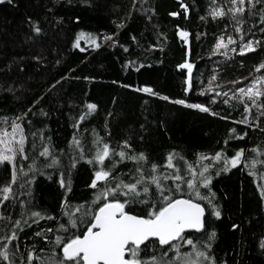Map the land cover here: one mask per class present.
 <instances>
[{
  "label": "trees",
  "instance_id": "obj_1",
  "mask_svg": "<svg viewBox=\"0 0 264 264\" xmlns=\"http://www.w3.org/2000/svg\"><path fill=\"white\" fill-rule=\"evenodd\" d=\"M184 3L188 5L187 13L176 0H13L12 4L0 5V129L10 130L11 122L22 117L18 122L27 137L25 150L30 159L21 161L18 156L17 161L27 171L31 158L36 157L37 167L45 173L34 174L31 196L27 195L26 185L19 200L29 203L34 210L56 216L60 222L65 195L72 205L90 201L94 190L88 185L93 167L83 160L75 168L69 164L75 154L71 146L73 135L82 139L85 152L90 155L94 130L112 148L128 140L137 152L147 155L149 162L157 164H163L170 152L184 156L188 162H194L200 153L214 154L225 148L224 140L233 127L237 133L248 135L243 140H229V157L239 148L246 149L247 157L252 155L249 150L253 147L264 149V131L260 130L264 128V116L260 117L259 128L253 130L234 123L243 118L242 104L235 100L224 104L226 97H216L214 92L200 94L213 76L215 91H227L232 96L255 76L264 75V69L255 71L264 62V32L260 31L264 24L259 23V15L250 18L245 13L241 41L228 16L200 19L208 16L212 0ZM216 3L227 7L226 0ZM171 12L180 15L173 19ZM29 20L40 23L41 35H35ZM121 24L124 26L118 27ZM179 29L190 33V63L195 68L190 94L186 93L185 72L178 71L188 57L177 36ZM80 33L85 34L80 38L84 51L73 46ZM229 35L236 43L229 45V50L216 49L218 39L223 36L227 41ZM105 36L113 39L106 41ZM250 39L259 40L260 44L254 45L255 51L240 55L242 43ZM125 48L128 50L124 51ZM231 48L236 51H230ZM225 51L227 55L223 54ZM129 61L131 66H127ZM145 86L159 95L134 90ZM161 96L201 103L218 115L176 105ZM88 103H95L97 110L77 130L73 124ZM256 115L253 108L252 116ZM41 137L43 144L59 157L56 168L42 167L45 161L38 155L42 150ZM108 163L106 160L105 164ZM6 168L0 169V184L9 178L10 166ZM259 170L258 165V175ZM61 171L65 178L71 176V193H65L59 185ZM132 171L133 164L128 161L120 164L114 174L123 172L127 180ZM32 176L21 174L14 188H18L20 180ZM257 183L264 180L248 175L247 169L240 167L213 178L212 191L222 210L221 219L208 220L209 230L217 232L212 247L217 264H264V249L259 247V241L264 239V204L259 199ZM0 211L18 219L20 207ZM233 225L239 227L234 229ZM56 226V221L40 222L41 228ZM36 230L33 224L20 233L21 252L25 246L31 249L35 245L38 252L44 249V255H61L59 249L36 237ZM184 250H188L187 246Z\"/></svg>",
  "mask_w": 264,
  "mask_h": 264
},
{
  "label": "snow or ice",
  "instance_id": "obj_2",
  "mask_svg": "<svg viewBox=\"0 0 264 264\" xmlns=\"http://www.w3.org/2000/svg\"><path fill=\"white\" fill-rule=\"evenodd\" d=\"M68 2L71 3V0ZM12 3L13 0H0V5ZM226 3L227 7L212 0L213 6L208 16H202L200 19L216 20L228 16L235 31L240 33L241 41L242 25L245 22L242 18L245 13L250 18L259 15V23L264 24V0H226ZM179 5L185 13L188 12V5L184 0H179ZM169 14L174 17L180 15L179 12ZM29 24L35 35L42 34L43 29L38 21L29 20ZM252 27L256 25L253 24ZM260 31L264 32V28ZM178 34L185 41L190 35L185 30H179ZM84 35L80 33L73 45L75 48H80V38ZM104 39L107 41L113 38L105 36ZM92 43H95L94 39ZM235 43L236 40L231 35L227 37V41L221 36L215 48L229 50L228 46ZM259 44V40L250 39L242 43L239 54L253 52L256 50L254 45ZM95 46L100 47L99 44ZM80 51L84 49L80 48ZM230 51L235 52L236 49L231 48ZM223 54L227 55V51ZM131 63L129 61L127 66H131ZM179 67L187 69L186 91H189L192 88L194 65L185 62ZM261 69H264V62L256 66L255 71L260 72ZM136 70L139 71V68ZM215 79L213 76L208 88L200 94L214 92L216 97L221 95L226 97L224 104H229L232 100L242 104L243 118L234 123L243 124L253 130L259 128L260 117L264 116V75L255 76L249 85L236 89L232 96H229L227 91H215L212 86V80ZM52 87H55V84ZM134 90L159 95L147 86ZM160 98L170 100L168 96ZM170 102L213 116L218 115L201 103H190L186 99H175ZM85 107L86 111L79 115L78 122L73 124L77 130L80 123L94 114L98 106L95 103H88ZM253 108L257 112L254 117ZM20 119L22 117H17L11 122V131L7 128L0 129V169L7 170L6 166H10L9 178L0 184V209H12L16 205L20 207L18 219L5 214V211H0V222H4L0 224V264H33L34 261L35 264H217L212 253L217 232L214 229L209 230L208 220L221 219L222 210L217 203L215 192L212 191L213 178L219 176L221 172L226 173L243 165L248 175L264 180V149L260 146L251 148L249 151L252 155L247 158L245 148L235 150L231 157L227 155L229 140H243L248 135L247 132L237 133L234 127L230 129V136L224 140L225 148L214 154L200 153L196 161L188 162L184 156L170 152L163 164L149 162L147 155L144 152H137L128 140H124L118 148H112L110 143L94 130L92 134L94 148L90 150V155L86 154L82 139L73 135L71 146L75 154L69 164L70 168H75L76 164L83 160L93 167V178L88 185L94 190L92 198L82 204L72 205L65 195L61 204L63 222H60L56 216L46 211L34 210L29 203L18 199L25 194L21 190L25 189L26 185L29 186L27 195L31 196L30 185L33 183L35 173L45 174L37 167L36 157L31 158L32 162L27 166V171L25 165L17 161L18 156L21 161L30 159L26 154L27 137L24 135L22 124L18 122ZM4 123H7V118ZM260 130L264 131V128ZM110 134L109 131L108 135ZM41 141L42 150L38 155L44 158L45 163L42 167L56 168L60 164L59 157L54 156L50 147L43 144V137ZM106 160L109 161L107 165ZM128 161L132 162L133 171L129 174L130 178L125 180L123 178L125 173H114L120 164ZM30 173L33 174L32 178L20 180L18 188H14L21 174L23 177H29ZM58 182L65 193H71L70 174L65 178L61 171ZM256 187L259 199L264 204V183H257ZM64 217L66 219H63ZM43 220L56 221L57 226L41 228L40 222ZM33 224L37 226L34 235L59 249L61 255L57 256L55 252L44 255V249L41 248L38 252L35 245L31 249L25 246L21 252L20 233ZM238 227L239 225H233L234 229ZM185 246L188 250H184ZM259 247L264 249V239L259 241Z\"/></svg>",
  "mask_w": 264,
  "mask_h": 264
},
{
  "label": "water",
  "instance_id": "obj_3",
  "mask_svg": "<svg viewBox=\"0 0 264 264\" xmlns=\"http://www.w3.org/2000/svg\"><path fill=\"white\" fill-rule=\"evenodd\" d=\"M176 1L179 2V0H176ZM171 17H172L173 19H177L179 16H176V17L171 16ZM179 30H182V29H179ZM179 30H178V32H179ZM177 36H178L179 41L182 42V43L184 44V46L186 47V49H187V56H188V57H187L186 62H189V63H190V55H191V42H190V39H189V38H190V35H189L187 41L181 39V37L179 36L178 33H177ZM178 71H184V72H185V74H186V75H185V76H186V89H187V69H182V68L178 67ZM194 75H195V68H193V71H192V88H193ZM191 91H192V89L189 90V91H186V93H187V94H190Z\"/></svg>",
  "mask_w": 264,
  "mask_h": 264
},
{
  "label": "rangeland",
  "instance_id": "obj_4",
  "mask_svg": "<svg viewBox=\"0 0 264 264\" xmlns=\"http://www.w3.org/2000/svg\"><path fill=\"white\" fill-rule=\"evenodd\" d=\"M147 94H148V93H147ZM8 131H11V129H10V130H8ZM197 157H198V156H197ZM197 157H196V159H197ZM245 157L247 158V156H246V155H245ZM196 159H195V161H196ZM217 167H219V165H218ZM240 168H244V167H243V165H241V166H240ZM234 169H235V168H234Z\"/></svg>",
  "mask_w": 264,
  "mask_h": 264
}]
</instances>
